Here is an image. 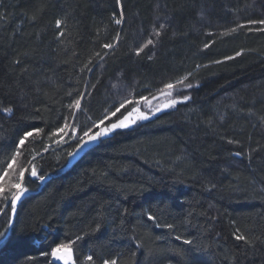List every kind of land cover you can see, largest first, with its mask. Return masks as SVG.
I'll return each instance as SVG.
<instances>
[{
	"label": "trees",
	"instance_id": "trees-1",
	"mask_svg": "<svg viewBox=\"0 0 264 264\" xmlns=\"http://www.w3.org/2000/svg\"><path fill=\"white\" fill-rule=\"evenodd\" d=\"M121 4L0 0V165L42 129L0 181V264H57L60 243L75 264H264V0ZM166 90L191 99L71 160L74 137Z\"/></svg>",
	"mask_w": 264,
	"mask_h": 264
},
{
	"label": "snow or ice",
	"instance_id": "snow-or-ice-1",
	"mask_svg": "<svg viewBox=\"0 0 264 264\" xmlns=\"http://www.w3.org/2000/svg\"><path fill=\"white\" fill-rule=\"evenodd\" d=\"M117 5L119 6V10L121 12V16L123 15V6L121 4V0H116ZM113 15L115 16L116 14L113 13ZM117 24L122 23L121 19H117L115 21ZM57 27H60L61 24L63 23L60 20H57ZM260 24H264V20L259 21ZM161 28H163V25H161ZM159 30H157L156 35H159ZM61 35H63V33H61ZM117 39H119V37H117ZM148 44H153V40H148L147 42ZM147 46V45H145ZM104 48L106 49H111L113 46L112 44H104L103 45ZM205 47L207 48L208 45H205ZM143 51V47L137 49V54H139V52ZM241 53L237 52L236 55L239 56ZM97 55H99V53H97ZM228 59H231V57H229ZM188 77L185 76L184 78H182L181 80H177L176 83L177 84H183L184 80H187ZM186 88H191L192 85L191 84H187L184 85ZM165 87H167L168 89H172L174 87V85L172 83H169L167 85H165ZM81 99H83V96L81 95L80 98L75 99L73 101L72 104H70L68 107L69 108H75L77 110H79L81 108ZM190 99L187 96L183 97V100L186 101ZM181 101L179 100H172L169 104L164 105L165 108L168 107H172L175 106L177 103H179ZM125 105L123 103H121L120 108H123ZM120 108H117L115 112H113L111 115L115 116L116 112L120 111ZM161 109H157V111H160ZM5 112H11V109H4ZM131 115V113H129V116ZM149 117L145 114H141L138 119L141 120H147ZM69 119L70 117H65L64 118V123L63 125L56 129L55 132L51 133L52 136H56L58 134H66V130H68L70 127H72L69 124ZM109 119V117L106 115L104 117V119L100 120L99 124H94L93 127L98 128V131H95L94 133L92 132V128H88L86 131L83 132L82 136L79 137H74L75 139H77V151L74 153H69L70 156H74L76 154L79 153V151H82L84 148H86L89 144H95L98 141H102L103 139L116 134L117 131L120 130H125V129H129L132 127V125H134L136 123L135 120H131L129 121L128 116H125L123 119H119L117 122L115 123H110L109 126L106 127H100V125H103L105 120ZM42 131V129L40 128H34L30 131H25L23 132L22 136L18 139L17 141V148L15 149V154L10 156V159L8 162H6L5 165H0V181H3L4 178L7 176L8 174V170H11L13 168V166L16 163V156L20 155L21 152V146H23L25 144V142L27 140H29V138L34 137L35 134H39ZM91 133V134H90ZM63 139V136H61V140ZM25 171L26 169L21 168L19 171V179L23 180L24 179V175H25ZM30 175L32 177H37V172L35 167H32ZM40 180H43L44 177L43 176H39L38 177ZM13 187L17 190L15 193L12 194V198L7 201L8 204H10L11 208L14 210L15 209V205L16 202L19 201L21 199V197L23 195L26 194L27 189H23L21 187L20 183H17L15 185H13ZM5 189L0 186V193H4ZM150 219H155L154 217H150ZM167 227L171 228L172 225H167ZM6 235V233H0V238H3ZM77 239H80V237H77ZM236 239L238 240H246V237L243 235H238L236 236ZM188 243H191L190 241ZM72 251V249L69 247V245L60 243L57 244L56 247L52 248L50 250L49 255L54 258L55 260H60V261H64L65 255L70 254ZM61 253H63L64 255H61ZM93 258L92 256L88 257V260L91 261ZM65 264H71V260L65 261ZM103 264H117L116 260H112L109 261L107 259H105L103 261Z\"/></svg>",
	"mask_w": 264,
	"mask_h": 264
},
{
	"label": "rangeland",
	"instance_id": "rangeland-1",
	"mask_svg": "<svg viewBox=\"0 0 264 264\" xmlns=\"http://www.w3.org/2000/svg\"><path fill=\"white\" fill-rule=\"evenodd\" d=\"M169 91H166V92H164V93H162V92H160L159 94H157V95H155V97H152V98H150V99H148L147 101H145V102H143V104L147 107V110H144L142 107H140L139 105V107L137 106L135 109H137V111H139V112H141V114H145V115H148V112L150 111V112H152V113H154V112H157V109H159L160 108V106L164 103V102H167L170 98H168V96H169ZM148 111V112H147ZM140 114V115H141ZM76 157H78V156H71V160L72 159H74V158H76ZM23 169H26V171H25V173L27 172V167H25V168H23ZM25 176V175H24ZM31 176V175H30ZM7 179V178H6ZM5 179V180H6ZM16 179V181H17V183H20L21 184V187L23 188V189H27V192H28V188L23 184V180H20L19 179V175H17V177L15 178ZM16 183V184H17ZM17 190L14 188L13 190H12V194L13 193H15ZM27 192H26V194H27ZM12 194L10 195V197L7 199V201H9L11 198H12ZM25 194V195H26ZM25 195H23V196H25ZM22 196V197H23ZM21 197V198H22ZM19 201H17L16 202V204L18 203ZM9 204L8 203H6V205H5V207H4V209L8 206Z\"/></svg>",
	"mask_w": 264,
	"mask_h": 264
},
{
	"label": "bare ground",
	"instance_id": "bare-ground-1",
	"mask_svg": "<svg viewBox=\"0 0 264 264\" xmlns=\"http://www.w3.org/2000/svg\"><path fill=\"white\" fill-rule=\"evenodd\" d=\"M173 89V88H172ZM167 91V90H166ZM166 91H162V93H164V92H166ZM169 96H168V98H170L167 102H164L161 106H160V108L159 109H161L160 111H157V112H154V113H152V112H148V119H150V118H152L155 114L157 115V114H161L164 110H166V109H169V108H171V107H168V108H165L164 107V105H166V104H169L172 100H179V101H184L183 100V97H184V95L185 94H183V96H181L180 94H178V91H176V93L175 92H172V91H169ZM185 96H187V97H189L190 99H191V97L190 96H188V95H185ZM190 99H188V100H190ZM188 100H186V101H188ZM180 103V102H179ZM140 104V103H139ZM178 104V103H177ZM176 104V105H177ZM175 105V106H176ZM140 107H141V104L139 105ZM138 106V107H139ZM172 107H174V106H172ZM136 108V107H135ZM132 109V110H130L129 112H127L121 119H123L125 116H128V119H129V121H131V120H135L136 121V123H138V122H141V119H138V117L140 116V114H141V112H139V111H137V109ZM129 113H131V115L129 116ZM147 119V120H148ZM144 121V120H143ZM115 123V122H114ZM100 127H106L105 125H100ZM99 129H97L96 131H98ZM92 145H94V144H90V146L89 147H91ZM88 147V148H89ZM77 151V150H76ZM75 151V152H76ZM71 248V247H70ZM72 249V248H71ZM73 250V249H72ZM73 252H74V250H73ZM74 256H75V253H74ZM53 259V258H52ZM54 262V261H53ZM76 263V260H75V262L73 263V264H75ZM57 264H59V263H57Z\"/></svg>",
	"mask_w": 264,
	"mask_h": 264
},
{
	"label": "water",
	"instance_id": "water-1",
	"mask_svg": "<svg viewBox=\"0 0 264 264\" xmlns=\"http://www.w3.org/2000/svg\"><path fill=\"white\" fill-rule=\"evenodd\" d=\"M89 146H90V144H89L86 148H84L82 151H79V153L76 154V155H74V156H79V155H81V154H82V153H83V152H84ZM34 178H36V177H34ZM61 255H64V254L61 253ZM68 260H71V264H73V263L75 262V256H74V252H73V250L71 251L70 254L65 255L64 261L55 260V259L53 258V261H54L55 263H59V264H65V261H68Z\"/></svg>",
	"mask_w": 264,
	"mask_h": 264
}]
</instances>
